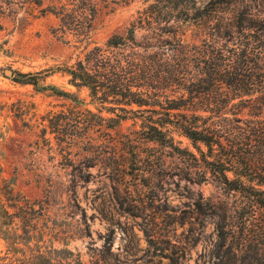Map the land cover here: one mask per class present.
<instances>
[{
  "label": "rangeland",
  "instance_id": "374dc122",
  "mask_svg": "<svg viewBox=\"0 0 264 264\" xmlns=\"http://www.w3.org/2000/svg\"><path fill=\"white\" fill-rule=\"evenodd\" d=\"M199 1L209 15L172 23V33L162 34L144 22L138 28L153 0H0V180L15 179V191L43 207L39 241L21 242L14 258H28L40 246L61 264H148L161 250L177 253L180 264H216L215 224L224 217L238 231L249 209L204 170L174 123L180 115L207 118L236 139L252 167L264 165V0ZM234 17L252 28L234 27ZM132 26L134 40L152 47L137 50L139 56H157L152 83L163 85L156 70L166 75V50L179 44L192 70L202 59L226 55L247 89L224 85L200 94L191 102L194 112L191 99L165 109L164 96L175 84L141 90V107L91 104L87 89L71 85L57 68L67 69ZM145 119L170 121L171 147L145 139ZM5 256L0 237V259Z\"/></svg>",
  "mask_w": 264,
  "mask_h": 264
},
{
  "label": "trees",
  "instance_id": "16d2710c",
  "mask_svg": "<svg viewBox=\"0 0 264 264\" xmlns=\"http://www.w3.org/2000/svg\"><path fill=\"white\" fill-rule=\"evenodd\" d=\"M55 10L51 6L47 9ZM206 6H201L199 0H153V3L144 11V18L138 22L139 27L146 23L148 28L156 29L159 33H172V23L196 22L205 18L209 13ZM45 9L44 12H48ZM62 11H55L56 16L62 15ZM61 17L63 27L67 28L66 22ZM236 28H252L251 23L243 25L242 21L233 18ZM71 23L68 24L70 26ZM153 26V27H152ZM63 27L61 28L63 31ZM88 28V26H85ZM135 27L132 26L123 36L111 37L103 47H94L89 50L83 60H78L67 69L57 68L69 77V83L76 88H85L88 91L90 103L123 105L129 107L133 104L141 107L146 103L142 99L141 90L159 91L167 86L172 89L170 98L165 95L168 111L177 110L179 105L186 103L194 112L195 105L191 103L199 99L200 94L217 89L224 85L234 87L244 92L248 84L244 83L238 73L239 66L232 62L226 55L218 58L202 59L201 68L192 70V59L186 57V48L176 44L172 48L165 49L166 69L161 78L155 73L156 79L163 82L152 83L153 67L157 64L156 54L149 61L139 56L137 50L147 51L152 47L137 43L134 40ZM166 45H170L166 43ZM171 46V45H170ZM191 66V67H190ZM190 69L192 71H190ZM196 70V71H195ZM192 73L191 79L185 76ZM21 78L27 75H20ZM169 82L167 83L166 81ZM23 83L36 85V80L22 79ZM264 82V81H262ZM164 84L166 87H164ZM251 86V85H249ZM158 94V93H156ZM187 94V98L185 95ZM181 121L174 123L175 130L187 138L196 152L201 157L200 165L209 172L215 180L228 192L240 195L244 200V207L249 210L241 214L242 226L237 231L235 227L226 222L223 217L215 224L216 235V264H264V165L252 167L247 158V152L239 148L236 139L232 135H222L215 127L208 125L207 118L199 115H180ZM167 122H153L144 120L142 129L145 130V139L148 142L168 144L172 146V137L167 129ZM200 146L206 148L203 151ZM178 150V149H176ZM195 158V157H193ZM196 159V158H195ZM261 163L260 160H257ZM260 166V167H259ZM0 169V173H1ZM233 174V178L228 177ZM0 190V237L6 244V256L1 261L8 260L6 264H61L60 261L53 263L48 255L41 251V247L30 250V256L22 260L14 258L18 253L17 245L21 242L28 246L32 240H37V221L43 216L42 205H36L20 192L15 191V179H1ZM2 198L5 199L3 202ZM258 212L259 217L255 214ZM21 230V234L18 231ZM42 235V233H41ZM112 237L105 239L108 247L112 246ZM29 249V248H28ZM11 254V257L8 255ZM148 264H180L179 256L174 251L152 255Z\"/></svg>",
  "mask_w": 264,
  "mask_h": 264
},
{
  "label": "water",
  "instance_id": "95a60500",
  "mask_svg": "<svg viewBox=\"0 0 264 264\" xmlns=\"http://www.w3.org/2000/svg\"><path fill=\"white\" fill-rule=\"evenodd\" d=\"M8 74H10V72H8Z\"/></svg>",
  "mask_w": 264,
  "mask_h": 264
},
{
  "label": "bare ground",
  "instance_id": "6f19581e",
  "mask_svg": "<svg viewBox=\"0 0 264 264\" xmlns=\"http://www.w3.org/2000/svg\"><path fill=\"white\" fill-rule=\"evenodd\" d=\"M8 73V72H7Z\"/></svg>",
  "mask_w": 264,
  "mask_h": 264
}]
</instances>
